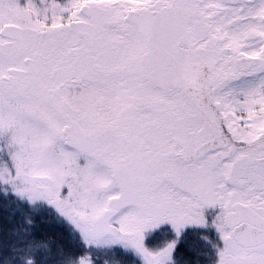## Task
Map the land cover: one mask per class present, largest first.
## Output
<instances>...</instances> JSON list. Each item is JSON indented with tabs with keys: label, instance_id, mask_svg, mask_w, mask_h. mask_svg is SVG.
Wrapping results in <instances>:
<instances>
[{
	"label": "snow or ice",
	"instance_id": "1",
	"mask_svg": "<svg viewBox=\"0 0 264 264\" xmlns=\"http://www.w3.org/2000/svg\"><path fill=\"white\" fill-rule=\"evenodd\" d=\"M0 264H264V0H0Z\"/></svg>",
	"mask_w": 264,
	"mask_h": 264
}]
</instances>
